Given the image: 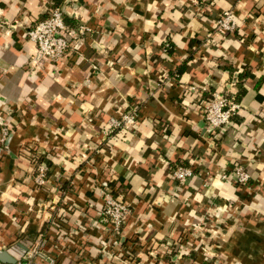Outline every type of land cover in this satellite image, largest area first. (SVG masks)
Wrapping results in <instances>:
<instances>
[{"label": "clouds", "instance_id": "9594fccd", "mask_svg": "<svg viewBox=\"0 0 264 264\" xmlns=\"http://www.w3.org/2000/svg\"><path fill=\"white\" fill-rule=\"evenodd\" d=\"M0 264H264V0H0Z\"/></svg>", "mask_w": 264, "mask_h": 264}]
</instances>
